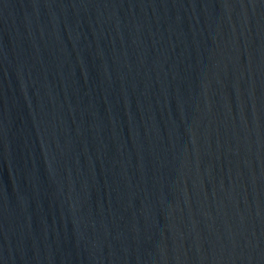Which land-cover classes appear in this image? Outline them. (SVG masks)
I'll list each match as a JSON object with an SVG mask.
<instances>
[{
	"label": "water",
	"instance_id": "1",
	"mask_svg": "<svg viewBox=\"0 0 264 264\" xmlns=\"http://www.w3.org/2000/svg\"><path fill=\"white\" fill-rule=\"evenodd\" d=\"M0 264H264V0H0Z\"/></svg>",
	"mask_w": 264,
	"mask_h": 264
}]
</instances>
